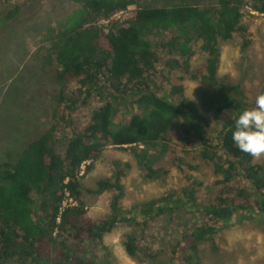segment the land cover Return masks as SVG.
Masks as SVG:
<instances>
[{
  "label": "trees",
  "instance_id": "1",
  "mask_svg": "<svg viewBox=\"0 0 264 264\" xmlns=\"http://www.w3.org/2000/svg\"><path fill=\"white\" fill-rule=\"evenodd\" d=\"M25 1L16 0L0 21H11ZM67 1L74 6L47 26L31 56L54 85L51 122L13 161H0V264H96L86 241L99 242L120 223L139 226L122 242L132 259L200 264L204 246L217 249L216 234L232 217L264 214V162L239 151L225 131L254 102L242 83L218 76L219 45L237 39L246 50L244 15L264 14V0ZM130 6L124 20L97 23ZM195 54L204 60L192 68ZM173 72L214 90L197 103L170 82ZM108 145L131 153L142 180L164 184L175 168L184 182L124 205L132 165L113 159L109 175L85 189L82 165L88 161L89 171ZM197 171L214 179L190 174ZM83 190L109 192L104 217L88 216ZM65 191L74 204L63 206ZM157 222L164 240L152 249L144 233Z\"/></svg>",
  "mask_w": 264,
  "mask_h": 264
},
{
  "label": "rangeland",
  "instance_id": "2",
  "mask_svg": "<svg viewBox=\"0 0 264 264\" xmlns=\"http://www.w3.org/2000/svg\"><path fill=\"white\" fill-rule=\"evenodd\" d=\"M15 1L0 0V13L6 11ZM156 1L142 0L139 5L162 3ZM73 6L74 4L67 0H27L11 21H0V161H13L25 143L42 132L51 122L48 99L54 85L37 70L31 56L36 51L35 46L39 45L37 38H40L47 26L54 25ZM132 8L133 6H130V11ZM249 13L251 15L245 13L243 21L249 28L251 43L244 51L241 50L237 39L221 43L218 76L231 82L242 83L248 98L254 102L258 94L264 93V14L250 10ZM203 60L204 57L195 54L190 61L191 67H198ZM177 75V72H173L170 82L182 84L185 95L197 103L203 92L214 90L212 86L189 76L179 80ZM57 151L62 152V148L58 146ZM113 159L128 161L132 165L123 178L124 205L158 196L169 188L178 189L185 179V172L172 168L164 184L142 180L131 153L108 145L97 159L90 162L89 171H84L88 161L82 165L80 173L83 174V187L94 189L98 178L109 175ZM255 160L264 162V155L255 157ZM190 174L199 178L207 176L208 180L214 179L209 171ZM83 192L88 216L99 219L109 212L108 191ZM197 219L200 220L198 217L193 218ZM153 225L156 228L148 227L144 239L152 249H156L164 240L157 229L163 224L157 222ZM131 230L136 231L137 235L140 232L139 226L120 223L105 233L99 242L86 241L89 247V253L86 255L92 253L96 264H179L176 259L169 263L162 257L153 262H138L129 257L122 242L124 234ZM215 243V251H212L210 246H204L200 264H264V214L256 215L254 212L244 211L232 217L216 234Z\"/></svg>",
  "mask_w": 264,
  "mask_h": 264
},
{
  "label": "clouds",
  "instance_id": "3",
  "mask_svg": "<svg viewBox=\"0 0 264 264\" xmlns=\"http://www.w3.org/2000/svg\"><path fill=\"white\" fill-rule=\"evenodd\" d=\"M225 131L239 151L257 158L264 155V93L256 96L252 108L241 110Z\"/></svg>",
  "mask_w": 264,
  "mask_h": 264
},
{
  "label": "built area",
  "instance_id": "4",
  "mask_svg": "<svg viewBox=\"0 0 264 264\" xmlns=\"http://www.w3.org/2000/svg\"><path fill=\"white\" fill-rule=\"evenodd\" d=\"M250 12H252V10H250ZM131 11H130V7H127L125 9H121L118 10L116 12H114L108 19H101L99 23H107L110 20H124L125 18H127L130 15ZM65 198L62 201L63 206L67 205V204H74V201L72 200V198L70 196H68V193L65 191Z\"/></svg>",
  "mask_w": 264,
  "mask_h": 264
}]
</instances>
